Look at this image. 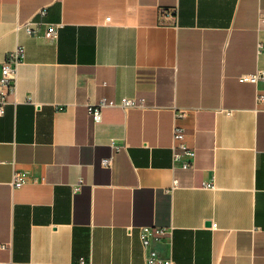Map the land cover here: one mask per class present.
I'll use <instances>...</instances> for the list:
<instances>
[{"label":"crops","instance_id":"0c3cea01","mask_svg":"<svg viewBox=\"0 0 264 264\" xmlns=\"http://www.w3.org/2000/svg\"><path fill=\"white\" fill-rule=\"evenodd\" d=\"M261 14L264 0H0V69L25 47L0 116V264H144L151 249L264 264V79H242L264 69ZM28 18L57 36L16 28ZM125 96L147 105L93 119ZM175 124L188 169L173 168Z\"/></svg>","mask_w":264,"mask_h":264},{"label":"built area","instance_id":"2783aa9c","mask_svg":"<svg viewBox=\"0 0 264 264\" xmlns=\"http://www.w3.org/2000/svg\"><path fill=\"white\" fill-rule=\"evenodd\" d=\"M41 13H45V10H41ZM261 17H264L261 14ZM46 25L45 34L47 37L55 38L58 33V28L60 24L56 23H44L41 21H37L33 18H28L26 20H22L17 23V29H23L28 34L32 36H37L39 31L41 30L42 26ZM258 52L264 53V46L262 42H258ZM24 55H25V47L21 44L17 45L13 50L8 52L5 55L3 60L1 69H0V116H2L5 112V105L10 101L11 97L15 96L18 91V71L20 66L24 62ZM244 80H250L254 82H258L264 79V69L258 70L252 74H244L242 76ZM258 101L264 100L263 94H258L257 96ZM121 104L124 108L130 107H144L146 106V100L143 97H123L120 101L115 100H107L102 98L99 102H96L90 105V110L93 116V119L96 122L102 120V112L103 108L109 105L114 104ZM183 115L181 110H175V119L179 118ZM186 132L182 126L179 124H175L173 128V168H182L188 169L191 166L193 157L195 156L194 148L189 146L186 143ZM112 159L105 158L103 160V165L111 166ZM27 175L23 172H15L12 179L13 187H20L24 183ZM174 185H178V179H174ZM207 186H213V184H207ZM213 227H216V224H213ZM147 231L148 229H144ZM143 231L141 233L142 241L145 248L150 246V236L147 232ZM131 232V229H130ZM165 230L163 228H155L153 230V234L157 238H162L164 235ZM152 234V231H151ZM2 248H8V243L1 244ZM83 263V260H81ZM10 264H28L25 262H16L11 261ZM144 264H176L175 261L171 257H162L155 249H151L148 255L145 257Z\"/></svg>","mask_w":264,"mask_h":264}]
</instances>
